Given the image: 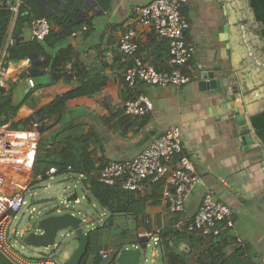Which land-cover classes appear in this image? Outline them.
<instances>
[{
	"label": "crops",
	"instance_id": "0c3cea01",
	"mask_svg": "<svg viewBox=\"0 0 264 264\" xmlns=\"http://www.w3.org/2000/svg\"><path fill=\"white\" fill-rule=\"evenodd\" d=\"M73 1L80 3L81 12L77 19L79 21L83 18L85 23L66 35L57 49L71 45L77 52L76 58L86 67V75L93 77L99 74L106 80V85L100 92L90 96L68 98L65 109L62 110L64 116L58 121L57 115L44 116L42 108L48 106L54 98L78 88L81 80L53 82L49 70L41 67L44 51L33 53L32 57L17 62L7 61L5 53L8 71L0 93H10L13 104L19 106L16 113L0 125L29 130L31 122L37 121L42 137L62 131L67 125V113L72 114L69 118L73 125H77L79 132L72 139L81 138L90 145H100L98 153L87 154L89 161L100 164L105 161L132 159L154 138L162 135L167 127L178 125L181 130L180 155L191 160L203 180V185H198L191 195L192 199L188 203L186 201L180 218L189 220L196 212L204 190H213L214 198L233 211V228L239 221L243 225V233H237L236 241L243 247L246 246L247 255L258 259L257 264H264V159L256 143L247 149L242 148L236 126L228 118L234 110V103L227 90L233 85L239 91L235 103L240 106L241 99H245L246 114L258 109L264 102V83L260 82V76L264 72L260 73L258 66L264 67V39L253 28L254 22L243 8L245 0H188L181 12L189 21L186 40L195 47L190 71H187L191 80L182 85L166 87L148 86L139 82L134 88H128L123 78L126 68L133 64V57L121 54L117 48L120 35L126 29L135 32L139 45L137 56L158 71L172 70L167 41L159 38L152 27L141 24L134 13L136 6H146L153 0ZM36 5L35 14L44 12L54 31L63 28L61 15L58 13V9L63 7L60 0H37ZM15 18L14 15V20ZM14 20L10 26L11 33ZM22 31V38L32 39L29 25ZM70 65L68 63L67 67ZM203 71H215L219 78L228 79L231 84L227 83L220 89L200 90L198 81ZM30 76L36 81L33 87L27 83ZM130 94L133 97L136 94L147 96L153 104L152 111L143 116L125 115L123 104L130 99ZM19 95L21 98H17ZM77 111L79 115H75ZM39 112L43 118L38 120L36 113ZM66 138L65 132L57 137L53 144V155L63 157L61 152L64 146L67 152L70 145H64ZM80 154L78 160L81 159ZM105 154H109L110 158ZM177 159L178 155L174 157V161ZM52 168L56 169L54 174L74 170L73 166L68 165L62 170L55 166L50 167ZM45 170L46 168L42 169L43 173ZM77 172L85 195L82 183L85 174ZM145 194L150 195L144 208L145 220H137L129 213L114 219L111 224L107 210L102 208L99 212L96 203L87 202L93 211L90 214L80 211L82 228H85V233L89 232L91 238L86 264H107L120 246L138 247L146 255L149 241H153L154 237L158 238L159 230L168 225L171 215L162 200L159 186ZM74 202H79L78 198ZM141 232L152 233L147 238L144 249L137 242ZM75 240L77 248L78 240ZM158 241H153L151 257L153 262L159 259L161 263V257L166 251ZM177 247L183 250L186 249V244L180 242ZM100 250L107 251L109 258L102 259ZM146 260L145 256L143 261Z\"/></svg>",
	"mask_w": 264,
	"mask_h": 264
},
{
	"label": "built area",
	"instance_id": "2783aa9c",
	"mask_svg": "<svg viewBox=\"0 0 264 264\" xmlns=\"http://www.w3.org/2000/svg\"><path fill=\"white\" fill-rule=\"evenodd\" d=\"M187 1L153 0L146 6L134 8L138 21L152 27L159 38L167 41L172 70L158 71L137 56L139 45L135 32L126 29L120 35L117 48L121 54L133 57V64L123 73L128 88H134L139 82L148 86L166 87L182 85L191 80L187 71H190L195 47L186 40L189 21L181 12ZM0 3L2 7L12 10L16 17L21 0H0ZM10 29L6 34L0 35V88L8 71L5 64L6 47L14 43ZM29 29L32 39L41 41L48 35L50 23L45 17L32 19ZM35 82L33 77L27 78L30 87ZM152 109L151 100L143 94H136L123 104V112L127 116H143ZM39 128L37 121L31 122L29 130L0 125V254L11 264H58L49 255L27 259L11 246L7 238V229L13 214L25 204L26 189L34 181H40L56 171L49 168L43 175L34 172ZM181 151L180 127L172 125L132 159L102 162L96 171L97 179L104 185L119 186L139 194H145L159 186L167 212L173 216L180 215L198 185H203L193 163L187 156L180 155ZM176 155L178 159L174 161ZM232 214L229 206L214 198L213 190L205 189L193 216L189 220L179 218L174 227L189 234L216 236L219 234L218 225L233 227ZM151 234L141 232L137 238L140 242H146ZM157 240L154 237L155 243ZM99 254L102 259L109 258V253L105 250H100Z\"/></svg>",
	"mask_w": 264,
	"mask_h": 264
},
{
	"label": "trees",
	"instance_id": "16d2710c",
	"mask_svg": "<svg viewBox=\"0 0 264 264\" xmlns=\"http://www.w3.org/2000/svg\"><path fill=\"white\" fill-rule=\"evenodd\" d=\"M36 1L37 0H21L15 20L12 10L0 7V35H4L8 32L14 20L11 33L14 43L6 49L7 61L17 62L32 57L34 55L33 53L44 51L45 56L41 67L44 70H49L53 82L62 81L67 83L74 79L81 80V84L78 88L63 94L61 97L54 98L48 106L42 108V112L45 113L44 116L51 117L57 115V119L60 121L64 116L62 110L65 109V101L68 98L80 95L90 96L98 93L106 85V80L99 74H95L93 77L86 75V67L76 58L77 52L71 45L57 49L64 41L66 35L73 29L80 28L85 23L83 18L79 21L77 19V15L81 12L80 3L73 0H60L63 7L58 9V13L61 15L60 20L63 26L62 29L60 28L58 31H54L50 26L48 35L41 41L22 38L23 28L30 25L32 19L47 17L44 12L35 14V10L37 9ZM249 6L254 13L256 22L259 23V28L256 32L264 39V0H249ZM24 18L26 19L25 21ZM68 63L71 64L69 67H67ZM129 97L133 98V95L130 94ZM18 106L19 104H13L10 93L6 95H1L0 93V123L4 122L6 118L13 116ZM2 116H4V119L1 120ZM36 116L38 120L43 118L40 112L36 113ZM71 120V118H68L66 127L62 131L51 136L52 142L48 145L46 150H43L41 146V142L44 140L46 141V139L39 134L34 171L42 155L46 160V169L55 166L57 169L62 170L66 168L67 165L70 167L73 166L66 161V156L53 155L54 141L57 140V137L61 136L63 132H65V136H67L64 145L69 144L73 147L75 139H72V136L77 134V125H73V121ZM250 121L255 134L264 146V110L252 115ZM70 129H73V131ZM64 147H62L61 153H64ZM80 155L81 159L78 160L76 169L80 173L85 174L82 180L83 186L85 187L84 200L86 202L97 203L101 208L107 210L110 214L108 221L111 224L114 219L127 216L129 213L137 220L139 218L145 220L146 214L144 208L150 195H141L134 191L125 190L119 186H108L100 183L95 174L100 163L89 161L85 152H82ZM155 188H157V186L151 190ZM77 198L78 196L76 193L70 196V199L73 201ZM180 216L181 214L175 216L171 215L168 225L159 230L158 242L162 243L166 251L161 257V264H257L250 255L246 254V246L243 247L236 241V235L233 236L228 233L233 227L229 228L222 224L218 225L219 234L209 237L186 232L183 233L174 227ZM86 238V252L82 256L79 264H86L91 249L89 232H86ZM230 240H233V242ZM137 242L141 248L144 249L146 247L145 242H140L139 240ZM180 242L186 244V249H177V245ZM121 249L122 246L117 248L107 264H114ZM0 264L11 263L0 254Z\"/></svg>",
	"mask_w": 264,
	"mask_h": 264
},
{
	"label": "rangeland",
	"instance_id": "374dc122",
	"mask_svg": "<svg viewBox=\"0 0 264 264\" xmlns=\"http://www.w3.org/2000/svg\"><path fill=\"white\" fill-rule=\"evenodd\" d=\"M17 98H21L20 95ZM17 100L19 101V99ZM70 115L72 114L67 113V119L71 117ZM75 115H79V112H75ZM75 115L73 116L75 117ZM70 130L73 131V129ZM57 133L58 131L52 134L50 133L49 135H43V138L46 139V141L44 140L41 142L43 150H46L48 145L52 142L51 136ZM73 145L75 148L68 146L67 149V152H72L73 154L68 155V153L64 151L63 157L66 156V161L73 165L74 170L53 174L44 177L40 181H34L25 191V204L19 211L13 214L8 225V241L18 253L27 259H35L42 255H49L53 257L58 264H65L74 253L77 243L75 240L77 239L76 234L71 228L60 230L56 236L55 245H51L47 248L27 246L23 242L24 238L28 233L36 231L38 221L48 215L73 212L75 215L80 216V211H85L88 214L93 211L83 198L84 190H82L78 181L79 174L76 168L79 153L85 152V154H88L91 152V155H94L98 153L100 145H90L88 142L86 143L81 140V138L74 140ZM105 156L110 158L109 154H105ZM45 161V157L42 155L34 171L35 174L43 175L42 169L45 168ZM71 192L76 193L79 202H74L72 199H69L72 195ZM190 199L192 198H189L187 203ZM96 209L99 212L102 211V208L97 203ZM241 227L243 228V225H241L239 221L235 228H231L228 233L233 236L242 234L243 231ZM83 231H85V228H83ZM153 247V241L150 240L149 245L146 247V255L143 254V256H141L139 264H161L159 259L154 260V262L152 261L151 252ZM145 256L147 258L146 262L143 261ZM254 262H258V259H254Z\"/></svg>",
	"mask_w": 264,
	"mask_h": 264
},
{
	"label": "water",
	"instance_id": "95a60500",
	"mask_svg": "<svg viewBox=\"0 0 264 264\" xmlns=\"http://www.w3.org/2000/svg\"><path fill=\"white\" fill-rule=\"evenodd\" d=\"M243 8L246 10L249 18L254 22L253 28L258 29L259 23L255 20L254 13L249 6V0H245ZM254 64L257 65L256 62ZM258 66H260V73L264 72L263 65ZM260 77H262L260 82L262 81L264 83V75H261ZM227 83L231 84L230 80L219 78L215 71H203L200 74L198 87L200 90L220 89L226 86ZM227 92L230 100L234 103L232 106L234 110L228 115V118L232 119V122L236 126L240 145L243 149H247L252 144L256 143L260 147L264 159V146L261 140L255 134L250 121V116L264 110V102L261 107L258 109H253L252 111H249L248 114H246V109L244 106L245 99H241L239 102L240 106L235 103L236 99L238 98V87L233 85L230 90H227ZM82 222L83 219L81 217L71 212H66L59 215H48L38 221L36 225V231L28 233L23 242L27 246L47 248L51 245H55V239L60 230L71 228V230H73L76 234L78 246L65 264H79L82 256L86 252L87 247V238L86 233L82 228ZM142 254V249L138 247L122 248L116 257L114 264H139Z\"/></svg>",
	"mask_w": 264,
	"mask_h": 264
},
{
	"label": "clouds",
	"instance_id": "9594fccd",
	"mask_svg": "<svg viewBox=\"0 0 264 264\" xmlns=\"http://www.w3.org/2000/svg\"><path fill=\"white\" fill-rule=\"evenodd\" d=\"M148 242V241H147ZM147 242H145V243H147ZM43 256V255H42ZM44 256H48V255H44ZM39 257H41V256H39Z\"/></svg>",
	"mask_w": 264,
	"mask_h": 264
}]
</instances>
